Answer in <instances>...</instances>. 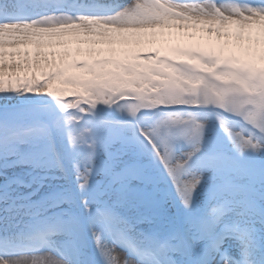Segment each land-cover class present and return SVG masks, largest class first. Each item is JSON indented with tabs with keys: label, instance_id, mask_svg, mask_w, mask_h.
<instances>
[{
	"label": "snow or ice",
	"instance_id": "6c2138e0",
	"mask_svg": "<svg viewBox=\"0 0 264 264\" xmlns=\"http://www.w3.org/2000/svg\"><path fill=\"white\" fill-rule=\"evenodd\" d=\"M0 264H264V0H0Z\"/></svg>",
	"mask_w": 264,
	"mask_h": 264
}]
</instances>
